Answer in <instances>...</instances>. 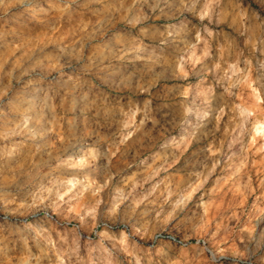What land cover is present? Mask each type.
I'll list each match as a JSON object with an SVG mask.
<instances>
[{
	"label": "rangeland",
	"instance_id": "rangeland-1",
	"mask_svg": "<svg viewBox=\"0 0 264 264\" xmlns=\"http://www.w3.org/2000/svg\"><path fill=\"white\" fill-rule=\"evenodd\" d=\"M0 264H264V0H0Z\"/></svg>",
	"mask_w": 264,
	"mask_h": 264
}]
</instances>
